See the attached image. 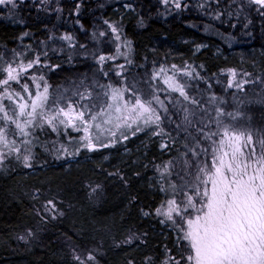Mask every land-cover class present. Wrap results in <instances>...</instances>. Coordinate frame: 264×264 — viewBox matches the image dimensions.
<instances>
[{
    "label": "trees",
    "instance_id": "1",
    "mask_svg": "<svg viewBox=\"0 0 264 264\" xmlns=\"http://www.w3.org/2000/svg\"><path fill=\"white\" fill-rule=\"evenodd\" d=\"M60 2L65 5L63 15L56 12L49 13L46 10V7H54L55 0L52 5H46L41 9L36 8L40 0L35 2L28 0L27 3L22 4L26 25L0 17V78L7 66L36 61V53L39 52L40 59L51 60V64L36 65L19 87L25 92L26 85L30 86L28 84H32L33 79H40L50 87L48 106L66 107L73 104L79 109L83 108L84 119L79 124L84 127L89 124L93 112H99L106 107L113 89H123L124 95L135 100H145L144 103L153 100L155 96V99L159 97L165 107L158 111L161 116L157 125L169 146L163 153L158 152L156 145L146 149V145L141 144L142 136H138L128 141V145L120 142L112 150L105 149L96 153L97 156L91 159V163L84 162V153H81L75 157L78 159L72 161L74 171L64 176L63 172L53 168L59 161L53 155L56 149L52 141H49V145L44 148L40 143H35V163L38 165L43 163L49 169L52 168L45 173L39 169L36 177H50L54 179V184L59 182L78 189L83 186V182H89L91 176L96 177L99 183L107 181L106 184H112V188L106 191L110 200L98 213L85 212L86 214L83 215L85 222L95 217L98 221H106L107 225L115 230L116 237L125 238L129 228L138 233L139 237L136 245L120 246L121 251L117 255L111 251L110 256L103 259L104 264H162L160 257L164 253L159 245L165 243V236L167 243L178 256L190 253V261H181L180 264H192V243L185 232V225L182 222L180 235L184 247L181 248L180 242L175 239L176 230L170 231L168 226L161 225L155 208L162 202L167 206L168 199H175L178 204L184 203L183 209H187L191 214L200 211V204L203 203L200 198L204 196L203 190L207 186L203 174L212 161V150L220 146L219 142L223 137L227 146L233 145L242 154L254 153L264 160V136L257 135L255 151L248 140L249 123L264 125V105L252 102L245 103L241 107L239 104L240 100H246L250 96L264 98V23H262L264 16L256 12V6L251 4V0H235L225 9V15L220 21L208 18L215 27L209 28L205 33L202 29L206 17L196 7L187 11L173 12L165 18L162 14L161 0H85L81 16L75 17L70 15L75 6L74 0H60ZM125 2L135 4L136 9L134 11L125 9L123 7ZM102 3L108 7L100 8ZM117 3L121 5L118 10L115 7ZM226 3L227 0H221V6ZM241 3L244 4V8L240 12L239 23L233 28L232 23L237 19L236 12ZM205 10L215 12L217 5L213 3L211 8H208L206 4ZM228 12L232 13L231 18ZM244 13H248L253 20L247 29L242 27L247 22ZM105 14L113 20L123 16L120 27L127 25L128 36L136 43L134 53L128 57L131 62H126L123 69L116 67V63L120 66L119 58L112 61L109 57L106 58L107 63L103 61L97 63L92 55L85 59L79 54L81 51H90L93 44L89 32H81L75 23L76 19L84 18L90 29L96 26L93 22L99 21ZM140 14L145 18L146 27L137 22V16ZM186 21H191L195 27L190 26ZM45 25L48 27L46 28ZM25 28L31 31L25 40L21 41L20 33ZM61 29L73 32L81 41L88 40L89 48L80 49L77 45L75 50L65 48L63 56L57 55V50H53V43L59 45L62 41L47 38L51 32L59 33ZM228 32H234L235 35L229 37L225 34ZM252 32L255 33L254 36L250 35ZM42 39L47 41L46 45L41 43ZM201 43L206 47L197 50L196 45ZM46 51L47 55H45ZM72 51L76 53L73 58L74 63L68 60V53ZM145 56L146 60L143 59ZM164 57L167 59H163ZM173 60L181 68L186 66L185 60L193 61L197 68L200 62H203L207 66V72L203 69L200 71L205 79L196 77L195 72L191 78L186 75L180 76L178 69L168 67ZM153 62L164 66V73L156 80L152 79ZM100 63H103L102 69ZM52 64H60L61 67L53 69ZM228 66L236 68L238 84L245 79L255 81L254 85L247 86L249 92L239 93L236 90L237 96H234L233 90L226 91L227 74L219 76L220 83H216L218 76L213 73L218 74L220 68ZM155 71L160 69L157 67ZM169 71L183 81L186 95L171 94L166 91L168 89L164 78ZM118 72L122 74L117 75ZM248 73L251 75H247ZM208 81L212 82L211 86ZM212 92L216 93L215 98L211 95ZM11 102L13 103V101L7 102L8 107ZM220 108H224L225 113H220ZM229 110L231 115L228 114ZM240 111L250 113L251 121L248 115L238 116ZM6 129L11 134L9 140L14 141L15 144L26 143L27 137L30 140L34 136L31 130H28L25 136L17 135L14 133V123L6 124ZM28 132L29 135L26 136ZM241 133H243L242 140L239 138ZM72 142L73 153L76 155L78 147L81 146L77 141ZM30 143L34 145V141ZM106 155H110L109 161L112 163L106 165L108 171L120 169L121 173L117 175L122 178L124 174V181H130L128 184H124V181L119 180L116 175L114 178L107 177L106 174L109 172L106 168H103L102 174L94 172L96 165L98 167V164L106 160ZM155 158L162 163H156L158 161ZM158 164L160 168L156 169ZM134 173L139 175L144 173V175L137 178ZM152 174L159 175L160 181L152 180L150 177ZM4 176H7L8 181L6 180L7 184L0 181V264H59L61 251L54 244L49 246L47 252L40 251L38 255L36 251H26L21 244L13 240L17 227L22 223L34 221V215L31 214L29 198L25 193L24 195L18 193V197L15 198H9L8 193L16 189L28 192L34 184H30L33 178L30 179L25 175L17 176L13 170L0 175L1 178ZM17 179L22 180V185L9 189L10 183H15ZM50 186L58 187L51 184ZM82 189L84 191L79 193L78 197L73 190L75 198L80 200L81 197L87 200L86 189L85 187ZM189 197L190 203H188ZM176 219L182 221L181 218L176 217ZM46 244L49 245L50 241L47 240ZM67 259V264H73L69 262V258Z\"/></svg>",
    "mask_w": 264,
    "mask_h": 264
},
{
    "label": "rangeland",
    "instance_id": "2",
    "mask_svg": "<svg viewBox=\"0 0 264 264\" xmlns=\"http://www.w3.org/2000/svg\"><path fill=\"white\" fill-rule=\"evenodd\" d=\"M29 64L34 66L29 68ZM36 65L39 64L34 60L7 66L0 78V175L13 170L17 176L33 178L30 184H34L28 192L16 189L8 193L9 198L25 193L29 198L31 214L34 215V221L20 224L12 238L26 251H36L38 255L40 251L47 252L49 246L54 244L61 251L59 264H67V258L73 264H104L103 259L110 256L111 251L117 255L121 251L120 246L136 245L139 237L130 228L125 238L116 237L115 230L106 221H98L95 217L85 222L84 214L90 211L92 214L98 213L110 200L106 191L112 188V184H106L107 181L99 183L96 177L91 176L90 181L83 182L82 186L86 189L87 200L81 197L80 200L76 199L73 190L78 197L84 191L81 186L78 189L59 182L54 184V179L50 177H36L39 169L45 173L52 168L49 169L43 163H35V143H40L44 148L52 141L56 149L53 155L59 161L53 168L63 172L64 176L74 171L72 161L78 159L75 157L81 153H84V162L91 163L96 153L105 149L112 150L120 142L128 145V141L138 136H142L141 144L146 145V149L156 145L158 152L163 153L167 148L160 147L165 138L157 125L160 119L156 117L161 116L158 111L165 105L159 97L155 99L156 96L147 103L143 100V104L151 111L144 112L141 117L142 109L137 104L141 100L124 95L123 89H113L106 107L93 112L88 125L80 126L79 122L84 119V109L73 104L66 107L48 106L50 87L40 79H33V83L28 84L30 86L26 85L25 92L21 90L19 85ZM116 67L120 66L116 63ZM236 83H239L238 79ZM166 87V91L171 94L179 93ZM45 88L48 89L47 93ZM8 101H13L9 107ZM133 105L136 107L133 108ZM149 116L153 119H148ZM10 123H14V133L17 135L25 136L31 130L34 136L30 140L27 137L29 142L13 143L6 129V124ZM156 131H159L158 136L154 135ZM133 133L136 134L133 136ZM31 141H34V145H31ZM72 141L79 142L81 146L76 155L73 153ZM225 142L223 137L220 146L212 150V161L203 174L207 186L203 190L204 196L200 198L203 201L200 211L191 214L183 209L184 203H177L172 205L173 214L175 218L182 219L185 232L191 240L192 264H264V160L254 153L242 154ZM92 145L96 147L93 149ZM110 155H106V160L98 164V167L96 165L94 172L102 174L103 168L107 169L106 165L112 164L109 161ZM188 166L190 169V163ZM159 168L160 164L156 169ZM115 169H107V177L114 178L116 175L119 178L117 174L121 171ZM143 175L134 173L137 178ZM6 177H0L3 184H7ZM150 177L156 179V182L160 181L159 175L152 174ZM120 179L124 181L125 175L122 174ZM129 182L124 181V184ZM21 183L22 180L17 179L15 183H10L9 189L20 187ZM50 184L58 187H51ZM47 240L50 241L49 245L46 244Z\"/></svg>",
    "mask_w": 264,
    "mask_h": 264
},
{
    "label": "snow or ice",
    "instance_id": "3",
    "mask_svg": "<svg viewBox=\"0 0 264 264\" xmlns=\"http://www.w3.org/2000/svg\"><path fill=\"white\" fill-rule=\"evenodd\" d=\"M28 0H0V17L6 18L10 20L13 23H19L21 25H26L27 21L23 18V11L21 8L22 4L27 3ZM35 2V0H33ZM235 0H227V3L224 6H221V0H161L162 5V14L165 18H167L171 13L173 12H181V11H187L188 9L192 7H196L200 10L201 14L206 17V19L203 21L204 28L202 31L205 33L207 30L211 27H215L214 24L209 22L208 18L214 19L216 21H220L221 17L225 15V9L233 4ZM217 5V10L215 12L207 11L205 10V5H208V8H211L212 4ZM53 0H40L39 4H36L37 9L45 8L46 5H52ZM251 4H254L256 6V12L260 16H264V0H251ZM74 7L72 9V12L70 15H73L75 17L81 16V9L85 6V0H74ZM108 7L105 4H100V8ZM116 9L118 10L121 5L117 3L115 5ZM123 7L129 11H134L136 9V5L133 3H127L125 2L123 4ZM244 4L238 5V10L236 12L237 19L233 21L232 27L235 28L237 24L239 23V16L241 10H243ZM46 10L49 13L56 12L59 15H63L65 11V5L60 2V0H55L54 7H46ZM247 22L242 26L244 29H247L249 25L253 23L252 18L249 16L248 13H244ZM228 16L231 18L232 13L228 12ZM123 21V16L117 17L115 20L111 19L108 14H105L100 18L99 21L93 22L96 24L95 27L88 28L87 24L85 22L84 18H78L76 19L75 23L79 26V29L81 32L88 31L90 40L93 44V47L90 51H81L79 54L83 58L87 59L90 55L94 57L95 62L99 63L103 61L104 63H107L106 58H111L112 61H116L118 58L120 59V68L123 69V66L126 62H131L128 57H130L136 48V43L134 39L130 36H128L129 28L127 25H124L123 28L120 27V24ZM145 18L142 14L137 16V22L141 24L142 26L146 27L147 25L144 23ZM190 26L195 27L194 24H192L191 21H186ZM264 23V21H262ZM103 25V26H101ZM47 28L48 26L45 25ZM31 29L25 28L23 32L20 33L19 39L21 41H24L25 38L29 35V32ZM229 37H233L235 35L234 32H228L225 33ZM250 35L254 36L255 33L252 32ZM48 40H56L59 39L62 41L61 44H55L53 43V50H57V55H64L65 48H69L72 50H75L77 48V45H79L80 49H88L89 48V41L83 40L81 41L79 36L74 34L71 31H68L66 29H61L59 33L51 32L50 35L47 38ZM187 42V41H185ZM31 43L30 41L28 42ZM42 44L47 43L46 40H41ZM109 46V47H106ZM206 47L205 44L201 43L199 45H196L197 50H203V48ZM155 51V49H153ZM115 53V54H114ZM47 51L45 52V55H47ZM75 51L68 53V60L70 63H74V56ZM196 53H194L195 55ZM36 63L40 64L43 63L44 65L51 64V60H41L40 59V53H36ZM143 59H147L145 56ZM163 59H167V57H164ZM185 67H180V65L173 60V62L168 66L169 69H178L180 76H187L189 78L193 77V72H195V76L199 77V79L204 80L205 76L200 71V69H203L204 72H207V66L203 64V62H200L199 68H197L196 64L191 60H185ZM34 65L29 64V68L33 67ZM60 64H52V68H60ZM101 69L103 68V63H100ZM159 68L160 71H155V68ZM27 70V69H26ZM153 80H156L161 77L162 73H164V66L163 64H159L157 62H153ZM237 70L234 66H228L226 68L222 67L218 70L217 73H213V75H217L218 78L216 80V83H220L219 76H223L227 74V80H226V91L227 90H233V95L237 96V91L239 93H245L249 92L250 89L247 87L248 85L255 84V81H249L247 79L243 80L240 84H237L236 81L238 79L237 77ZM122 72H118L117 75H121ZM107 73H105V76ZM247 75H251V73H248ZM127 79V77H124ZM164 83L171 89L178 91L180 94L186 95L185 91V85L183 81L180 79L179 76L173 75L171 71H169L165 78ZM209 86H211L212 82L208 81ZM45 93L48 92V89L45 88ZM211 95L213 98H215L216 93L212 92ZM116 98V93H113V99ZM171 99V97H169ZM260 103L264 105V98L261 97H248L246 100H240L239 104L241 107L245 103ZM137 104L140 105L142 111L140 113L141 117L143 116L144 112H150L151 109L148 108L143 104L142 101H137ZM136 105H133V108H135ZM220 113H225L224 108L219 109ZM229 115H231V110L228 112ZM245 115H248L249 121H251V115L250 113H246L245 111L238 112V116L244 117ZM148 119H153L152 116H149ZM156 119H160V117H156ZM147 123V120L145 121ZM249 133H248V140L252 145L253 151L256 150V139L258 136H264V125H257L253 123H249ZM253 133H256V135H253ZM136 133H133L134 136ZM154 135H159V131H156ZM239 138L243 139V133L240 134ZM125 140L128 139L127 136L124 137ZM175 141H173V144ZM168 141L165 140L161 143L160 147L162 149L168 148ZM93 149L96 147V145L91 146ZM163 191V189H161ZM177 201L175 199H168V205L165 206L162 202L161 204L157 205L155 208V212L157 214V218L160 219V223L163 225H166L169 227L170 231L175 229L176 235L175 239L180 242L179 246L181 248L184 247V244L181 240L180 235V229L183 227L182 221L180 219H176L173 214V207L172 205L176 204ZM176 211H179V208L176 209ZM147 215V213H145ZM159 247L163 250L164 255L160 257V260L162 264H180L181 261H190V253L187 255H177L176 252L173 250V248L167 243V236H165V243L159 245Z\"/></svg>",
    "mask_w": 264,
    "mask_h": 264
}]
</instances>
